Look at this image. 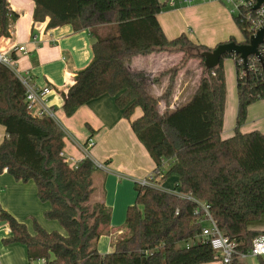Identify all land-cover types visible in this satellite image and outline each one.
Returning <instances> with one entry per match:
<instances>
[{
    "label": "trees",
    "instance_id": "obj_1",
    "mask_svg": "<svg viewBox=\"0 0 264 264\" xmlns=\"http://www.w3.org/2000/svg\"><path fill=\"white\" fill-rule=\"evenodd\" d=\"M34 2V21H46L47 28L67 23L75 30L110 26L92 45V61L63 93V110L72 116L92 99L114 96L155 162L156 185L135 184L136 199L127 208L122 233L114 238L112 251L100 253L99 239L114 230L111 208L101 200L90 202L96 164L88 156L75 166L65 161L64 129L52 116L30 113L25 86L0 63V124L6 129L0 144V174L6 170L17 180H33L39 199L50 204L46 218L65 230L48 231L34 219L31 232L0 208V220L11 229L4 243L26 245L31 264L39 260L44 264H203L217 260L210 243L201 237L206 225L202 204H207L220 230L237 243V251L249 252L255 240L264 237V230L254 226L264 217V134L242 132L241 127L249 106L264 99V62L250 56L245 72L240 55L231 53L218 66L206 69L200 52L214 47L192 41L185 32L167 37L158 19L167 3L160 0ZM18 17L9 0H0V38L11 35V22ZM233 18L243 40L228 41L248 43L250 21L242 14ZM155 51L183 53L167 72L169 83L159 98L127 67L132 56ZM260 51L264 56V43ZM228 57L237 68L238 112L234 134L223 138L227 98L223 61ZM192 58L203 66L193 96L175 110L160 112L159 101L168 103L177 73ZM171 176L178 178L175 189L183 196L161 187ZM181 242L183 247L178 246Z\"/></svg>",
    "mask_w": 264,
    "mask_h": 264
},
{
    "label": "crops",
    "instance_id": "obj_2",
    "mask_svg": "<svg viewBox=\"0 0 264 264\" xmlns=\"http://www.w3.org/2000/svg\"><path fill=\"white\" fill-rule=\"evenodd\" d=\"M160 1L166 2L171 8L169 12L164 10L158 14L159 22L169 38L185 32L192 41L215 47L234 35L235 26L227 17L228 11L216 0L209 3L202 2L206 0ZM9 4L19 13V17L11 22V35L0 38V50L9 52L15 46L24 45L25 51L12 52L17 71L20 75L28 77L30 83L36 87L51 88L48 105L65 131L63 153L69 164L74 166L85 157L79 146L92 138L95 145L91 148V159L107 167L106 170H95L93 184L98 189L95 200L104 201L111 208L112 228L119 226L116 228L118 234L115 232L102 235L99 239L100 253H108L113 250L116 235L123 231L119 229L125 222L128 206L135 202V184L153 173L155 162L137 138L129 120L123 117L114 96L104 94L92 99L72 116H67L63 110V93L74 83L77 72L92 61V45L98 36L107 34L110 26L75 30L72 24L67 23L47 28L46 21H34L36 7L34 0H9ZM211 5L214 7L213 15L216 22H211L208 16ZM187 12L194 21L195 29L186 30L191 25L186 17ZM231 16L233 18V14ZM182 57V52L155 51L138 54L130 58L127 67L136 81L140 82L151 95L159 98L169 83L170 74L167 72L176 66ZM231 60L233 59L228 57L227 63ZM202 72L203 66L200 61L196 58L190 59L185 68L177 73L168 103L160 100L158 110L172 111L187 103L197 88ZM228 73L232 77V67H229V71L228 68L225 70L226 83ZM140 114L141 110L137 109L135 116ZM234 125L227 129L225 120L223 138L234 134ZM254 130L264 134V99L249 106L247 120L241 127L242 132ZM5 135L6 129L0 124V144ZM175 178L177 182L178 178ZM168 181H164L162 187L169 191L175 190L176 183L172 186ZM49 206V203L39 199L37 185L33 180L28 182L17 180L6 170L0 174V208L24 222L31 232L34 231L33 220L36 219L48 231L57 230L65 233L59 222L46 218L45 211ZM254 226L264 230V217ZM10 236V225L7 221L0 220V264H31L26 245L18 242L4 243V239ZM254 258L258 259V263L253 264L261 263V258L253 256ZM240 260L243 258L238 259L236 264H239ZM203 264L221 262L215 260Z\"/></svg>",
    "mask_w": 264,
    "mask_h": 264
},
{
    "label": "built area",
    "instance_id": "obj_3",
    "mask_svg": "<svg viewBox=\"0 0 264 264\" xmlns=\"http://www.w3.org/2000/svg\"><path fill=\"white\" fill-rule=\"evenodd\" d=\"M227 1L235 5V8L232 10L233 14H242L243 18L250 21L249 30L251 31V35L255 34L264 25V4H262L257 9H253L257 0H227ZM186 2H191V0H186ZM25 50L26 47L24 45L15 46L9 52L0 50V63L12 69L16 73L18 78L21 80L23 85L25 86L26 89L25 100L27 103V108L30 111V113L35 116L49 115L54 117L53 110L48 105V95L51 92V88L49 86L43 88L36 87L32 83H30L28 77H24L20 75V73L16 69L15 60L12 54L16 51H25ZM36 109L37 111H35ZM94 145H95L94 140L92 138H89L84 144H81L79 148L85 157L86 156L90 157V149ZM61 155L64 157L65 161L69 163V161L65 158L63 152H61ZM93 161L98 168L104 170L107 169V167L103 163L97 162L95 160ZM153 179H154V171L153 173L148 175V177L138 181V183L141 185L154 186L156 184L153 182ZM171 192L183 196L178 189H175ZM188 198L195 200L193 197L190 196ZM202 208L204 211V218L206 220V223L208 224H206L205 227L203 228L201 237L210 243L212 249L216 253L217 260H219L221 264H236V261L238 259L245 258L248 256L259 257L264 261V237L255 240V242L253 243V247L249 252L246 253L239 252L237 251V243L234 240L230 239L227 235H225L217 226L215 220L212 218L210 214L209 206L207 204H202ZM39 261H41L39 262L40 264H43L45 262L44 260H39Z\"/></svg>",
    "mask_w": 264,
    "mask_h": 264
},
{
    "label": "rangeland",
    "instance_id": "obj_4",
    "mask_svg": "<svg viewBox=\"0 0 264 264\" xmlns=\"http://www.w3.org/2000/svg\"><path fill=\"white\" fill-rule=\"evenodd\" d=\"M177 1H179V0H177ZM213 1H215V0H206V1H202V2L203 3H205V2L209 3V2H213ZM216 1L221 3L222 6L228 11L227 17H228V19H231L230 21L235 26L234 35H232V37L235 38L236 40L243 39L242 31L239 29L235 20L231 16L233 14L232 10L235 8V5L233 3L228 2L227 0H216ZM213 8H214L213 5H211V7L209 9L208 16L210 17L211 22H216V19L213 15ZM164 10H165V12H169L171 10V8L166 6ZM188 13L189 12H187L186 17H187V19L191 25L188 28H186V30H192V29H195L193 26L194 21L188 15ZM183 16H184V14H183ZM183 16H182V18H183ZM208 16H207V23H209L208 22V20H209ZM227 60H228V58H225L223 61V64L225 63L224 69L226 70L228 68V71H229V67H232V77L228 73V81H227V84H228L227 95H228V97L226 98V108H225V117H224V125H225V120H226V128L228 129L230 126H233L234 124L235 125L233 128L236 127V119H237V112H238V94H237V83H236V63L234 60H231L230 63H227ZM231 83H232V87H231ZM247 114H248V112H247ZM246 120H247V118H246ZM223 130H224V128H223ZM90 152H91V149H90ZM97 169H101V168L97 167ZM166 180H169L168 183L170 182V184L172 186H174L176 183V178L174 176H171V177L167 178ZM160 185L163 186L162 183ZM94 188H95V193H93V195L90 199V202H93L96 199V194H97L98 189H97L96 185ZM206 224H208V223H206ZM118 227L119 226H116L115 229H113L114 233L117 231L116 228H118ZM116 234H118V233L116 232ZM184 245H185V242H181L178 244L179 247H183ZM39 262H41V261H38L37 263L40 264ZM253 262L258 263V259H255V258L253 259V256H248L247 258H243V260H240L239 264H253Z\"/></svg>",
    "mask_w": 264,
    "mask_h": 264
},
{
    "label": "water",
    "instance_id": "obj_5",
    "mask_svg": "<svg viewBox=\"0 0 264 264\" xmlns=\"http://www.w3.org/2000/svg\"><path fill=\"white\" fill-rule=\"evenodd\" d=\"M262 4H264V0H257L253 9L259 8ZM262 43H264V25L255 34L250 36L248 43H239L235 40L226 41L219 43L211 50L200 52V56L204 59L205 68L211 69L220 64L225 54H239L244 71L248 72V58L250 56L257 58L262 64L264 62V56L260 51Z\"/></svg>",
    "mask_w": 264,
    "mask_h": 264
}]
</instances>
